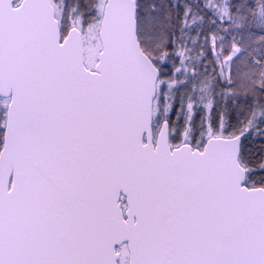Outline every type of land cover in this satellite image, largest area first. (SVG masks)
I'll return each mask as SVG.
<instances>
[{"label": "snow or ice", "instance_id": "6c2138e0", "mask_svg": "<svg viewBox=\"0 0 264 264\" xmlns=\"http://www.w3.org/2000/svg\"><path fill=\"white\" fill-rule=\"evenodd\" d=\"M0 264H264V0H0Z\"/></svg>", "mask_w": 264, "mask_h": 264}]
</instances>
